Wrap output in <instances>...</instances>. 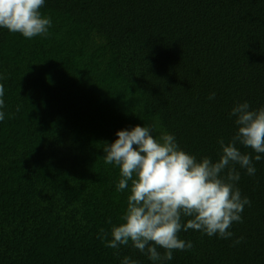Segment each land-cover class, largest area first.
Returning a JSON list of instances; mask_svg holds the SVG:
<instances>
[{
  "label": "trees",
  "instance_id": "1",
  "mask_svg": "<svg viewBox=\"0 0 264 264\" xmlns=\"http://www.w3.org/2000/svg\"><path fill=\"white\" fill-rule=\"evenodd\" d=\"M40 11L45 36L0 27V264H156L98 238L111 239L129 195L105 143L146 125L217 160L237 131L233 106H264V0H45ZM261 155L254 176L236 165L251 203L233 236L182 230L192 248L163 264H264Z\"/></svg>",
  "mask_w": 264,
  "mask_h": 264
},
{
  "label": "clouds",
  "instance_id": "2",
  "mask_svg": "<svg viewBox=\"0 0 264 264\" xmlns=\"http://www.w3.org/2000/svg\"><path fill=\"white\" fill-rule=\"evenodd\" d=\"M44 2L0 0V27L29 39L47 35L52 21L41 14ZM4 92L0 84V108L5 106ZM214 97L212 93L209 99ZM230 115L235 117L237 131L227 143L218 141L221 152L215 161L208 156L197 160L179 147L174 135L165 132L155 137L151 126L118 130L117 139L105 143L104 162L119 166L117 191L127 189L129 195L122 222L111 228V239L103 229L98 238L117 250L131 242L151 261L163 264L173 259L175 250L192 248L190 241L179 238L182 230L232 237L229 229L234 222H242L244 207L251 203L236 186L240 180L236 165L249 176L256 173L253 160L260 161L264 154V106L252 109L249 102H239ZM4 118L5 113L0 111V121ZM238 145L252 152H242ZM184 218L186 223H182ZM243 239L239 237L233 243ZM158 247L164 249L163 254ZM121 264L136 261L125 257Z\"/></svg>",
  "mask_w": 264,
  "mask_h": 264
}]
</instances>
